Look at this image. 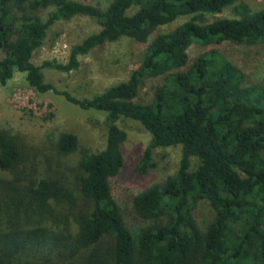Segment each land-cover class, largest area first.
<instances>
[{
    "label": "trees",
    "instance_id": "trees-1",
    "mask_svg": "<svg viewBox=\"0 0 264 264\" xmlns=\"http://www.w3.org/2000/svg\"><path fill=\"white\" fill-rule=\"evenodd\" d=\"M242 2L111 0L103 10L73 0H0V84L25 74L37 93L103 113L106 129L101 151L80 150L73 170L50 164L44 173L21 171L22 144L0 131V172L8 174L0 176V264H264V87L244 86L240 70L216 49L264 45V6ZM227 8L237 17L213 18ZM46 9L52 12L42 21L38 12ZM76 16L94 19L99 31L72 46L65 64L35 65L49 28ZM182 17L190 19L156 33ZM123 37L137 43L152 37L126 81L80 99L44 80L42 69L76 71L80 57ZM194 45L212 49L190 62ZM147 80L159 85L142 103ZM125 120L150 135L139 174L154 167L153 149L180 148L176 173L135 195L131 210L116 203L109 183L124 166L127 134L117 122ZM54 147L67 157L78 140L63 133ZM69 175L73 195L64 183ZM201 201L213 212L204 228L194 218Z\"/></svg>",
    "mask_w": 264,
    "mask_h": 264
},
{
    "label": "rangeland",
    "instance_id": "rangeland-1",
    "mask_svg": "<svg viewBox=\"0 0 264 264\" xmlns=\"http://www.w3.org/2000/svg\"><path fill=\"white\" fill-rule=\"evenodd\" d=\"M79 3L106 9L111 0H73ZM243 4L259 9L264 6V0H243ZM52 9L38 12L42 21ZM204 20L211 16L205 15ZM232 8L225 9L213 18H236ZM190 17L176 19L172 24L163 26L156 33H169ZM100 26L85 16H76L70 20L54 23L47 31L43 46L33 55V63L37 66L44 61L55 60L65 64L72 46L81 43L86 37L98 32ZM147 43H137L123 37L116 42H107L93 49L87 56L80 57V66L76 71L60 73L49 68L42 69L44 80L52 84L58 91H65L77 98H90L106 88L124 82L130 73L136 70L144 57ZM212 47L192 46L188 50L190 62ZM232 65L238 68L243 76V85H261L264 87V45L245 46L221 44L216 48ZM159 85L158 80H147L140 93V102L151 100L152 89ZM105 115L94 110H81L68 103L62 96L48 92L37 93L30 89L25 80V74L15 73L5 85L0 84V131L18 137L22 144V154L25 161L21 171L30 167L44 173L50 170V164L57 169L68 167L73 170L79 159L80 150L97 153L105 147L106 129ZM117 126L127 134L122 146L124 166L119 175L110 180L111 195L122 208L131 210V202L135 195L156 184H162L176 173L180 158V148H155L151 152V162L154 167L144 174L136 171L144 150L150 142V135L140 124L125 120L117 122ZM63 133H70L78 140V151L67 157H60L55 151V142ZM50 172V171H49ZM72 175V174H71ZM69 175L64 179L66 189L74 194L75 182ZM2 178H8L7 173L0 172ZM74 209L79 212L81 200ZM83 207V206H82ZM213 212L207 202L201 201L194 211V218L199 227L204 228L212 219ZM74 228L72 217L69 220Z\"/></svg>",
    "mask_w": 264,
    "mask_h": 264
}]
</instances>
